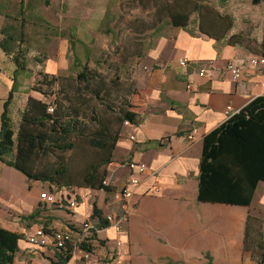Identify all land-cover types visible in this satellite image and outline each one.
Listing matches in <instances>:
<instances>
[{
	"label": "crops",
	"instance_id": "0c3cea01",
	"mask_svg": "<svg viewBox=\"0 0 264 264\" xmlns=\"http://www.w3.org/2000/svg\"><path fill=\"white\" fill-rule=\"evenodd\" d=\"M19 2L0 0V39L1 29L12 23L9 16H15L7 10L17 13ZM60 43L63 50H59L51 73L67 68L68 43L65 38ZM146 59L138 72L137 92L132 97V109L141 119L136 124L124 125L114 149V161L129 157L147 164L146 171L138 175L139 181L132 187L134 210L120 235L121 264H259L251 251H244V233L246 217L254 209L253 198L264 181L257 182L252 200L244 206L199 200L198 175L203 136L228 118L227 105L238 111L254 97L264 95V65L253 67L239 47L199 36L183 27H177L172 37H160ZM180 59H186L187 63L180 65ZM228 59L243 65L236 80L226 68ZM201 68L205 72L199 75ZM36 69L34 65L16 69L0 47V103L11 93L12 105L21 111L29 95L36 97L31 89ZM2 110L3 107L0 115ZM194 128V136L187 138ZM107 168L105 178L110 190L90 189L89 194L87 189L84 199L76 194L75 209H57L60 219L48 218L47 226L79 227L86 217L98 219L91 217L93 206L101 211V217L113 209L112 192L125 183L130 173L125 168L116 170L110 165ZM90 197L92 201L95 199L92 205ZM254 211L260 216L259 209ZM2 227L12 230L5 224ZM116 236L110 227L93 236L91 248L98 264L108 261ZM35 250L51 251L54 258L55 251L51 248ZM66 264L81 263L70 257Z\"/></svg>",
	"mask_w": 264,
	"mask_h": 264
},
{
	"label": "rangeland",
	"instance_id": "374dc122",
	"mask_svg": "<svg viewBox=\"0 0 264 264\" xmlns=\"http://www.w3.org/2000/svg\"><path fill=\"white\" fill-rule=\"evenodd\" d=\"M198 3L201 8L195 10ZM18 7L17 13H14L16 10L7 11L15 15L9 16V21L16 26L24 58L28 65L37 67L41 73L38 79L44 72L49 78L51 74L58 77L51 85L39 83L46 94L36 92V98L49 104V112L54 107V98L62 94V88L75 93L78 86L84 98L79 125L69 137L73 146L65 150L50 146L49 152L36 157L35 169L52 174L59 184H64L63 188L69 194H77L82 199L86 190H90L86 186V176L92 164L105 158L109 152L108 146L100 148L91 144L92 132L102 126L110 135H114L117 129L123 130L126 123L119 120L120 110L126 107V102L133 106L137 75L147 63L148 51L160 37H172L177 27H183L172 25V14L188 12L189 20L183 28L199 36H208L201 31L199 24L209 15L208 18L213 17L217 22L215 30L208 29L211 33L229 26L221 41L239 47L246 57L262 52L264 0H20ZM222 15L228 17L222 18ZM64 38L68 43L67 68L51 73L59 50H63L60 42ZM70 44L81 65L75 63ZM82 64L94 74L93 82L102 87L97 97L90 95L83 81L74 79ZM70 84L74 87H69ZM2 105L0 103V108ZM20 109L11 106L14 139L23 110ZM15 150L16 146L12 157ZM111 153L110 159L114 161V149ZM1 163L0 224L23 235L18 240V251L12 264H51L53 252L28 247L25 235L32 225L47 226L48 218L60 219L57 210L60 208L44 204L39 198L41 192L48 188L52 190L55 184L28 179L21 171ZM60 169L64 171L57 173ZM92 198H89L91 205L95 201ZM104 199L109 197L105 195ZM252 207L259 209V220H264V185L258 187ZM254 209H251L253 217L257 216Z\"/></svg>",
	"mask_w": 264,
	"mask_h": 264
},
{
	"label": "trees",
	"instance_id": "16d2710c",
	"mask_svg": "<svg viewBox=\"0 0 264 264\" xmlns=\"http://www.w3.org/2000/svg\"><path fill=\"white\" fill-rule=\"evenodd\" d=\"M253 1L257 2L258 0ZM199 8L201 5L195 4L194 9L198 10ZM207 16L201 20L199 28L203 33L218 41L225 34V29L231 22L227 24L228 27L211 33L208 29L215 30L217 22L213 17L208 18ZM171 19L173 26L185 27L189 20V13L175 12ZM11 24L8 22L1 29L0 47L13 60L16 69H24L28 63L24 58V50L19 46L20 39L16 36V26ZM20 35L22 36L21 32ZM71 46L70 44V49ZM260 46L261 55L264 56V39ZM72 54L75 63L81 65L73 50ZM39 74L41 73L37 71L31 89L45 95L46 91L41 90L38 84L51 85L58 77L51 74L49 78V74L44 72L38 79ZM94 77L87 66L82 64V69L74 79L83 81L84 87L90 95L97 97L102 91V87L93 82ZM69 87H74V85L70 84ZM76 90L74 93L69 89L62 88L60 97L54 98V107L51 112L48 111L49 104L47 102L29 95L21 111L15 139L11 125L12 94L10 93L3 102V110L0 115V162L21 171L28 179L48 181L55 184L52 186L54 189L63 187L64 184H59V180L52 174L35 169V162L38 155L50 151V146L61 150L73 146L69 137L79 125V115L84 103L78 86H76ZM140 119V115L132 109V105L126 102V107L120 110V122L128 121V123L136 124ZM37 125H40V128ZM121 130L117 129L114 135H110L108 129L102 126L92 132L91 144L100 148L108 146L109 152L105 158L92 164L90 172L87 173L86 186L90 189L110 190V186L102 182L108 172L106 166L108 167L112 162L111 152L115 149ZM14 146H16V150L12 157ZM101 165L104 166L100 170ZM63 171L60 169L57 173ZM259 180L264 181V95L262 94L254 97L203 136V152L198 175V199L246 206L252 200L254 188ZM95 216L99 219L100 224H105L101 217V211L93 206L91 217ZM262 234V220H259V216L253 217L249 214L246 217L244 251H251L252 255L257 257L259 264H264ZM22 237L21 233L0 226V264L13 263L18 251V240ZM66 248L54 252V258H50L51 264H66L69 261L71 257L70 244H67ZM89 249L91 248L89 247Z\"/></svg>",
	"mask_w": 264,
	"mask_h": 264
},
{
	"label": "built area",
	"instance_id": "2783aa9c",
	"mask_svg": "<svg viewBox=\"0 0 264 264\" xmlns=\"http://www.w3.org/2000/svg\"><path fill=\"white\" fill-rule=\"evenodd\" d=\"M247 62L253 67H261L264 65V56L261 54L251 55L248 57ZM186 63V59L179 60V64L182 66ZM226 68L231 72L234 80L239 78L243 72L242 63L231 59L226 61ZM204 72L205 69L201 68L198 74L202 75ZM187 87L192 88L191 84H188ZM235 112L231 110L229 105L226 106L228 117L232 116ZM125 123L128 124V121H125ZM195 130V128L192 129L187 138H192ZM109 165L116 170L125 168L129 171L130 175L124 184L112 192L114 207L102 217L105 224H100L98 219L87 218L79 227L75 228L65 227L55 229L44 225H36L25 235L30 248H51L53 251H56L67 249L66 245L70 244L71 257H76L81 264H98L93 259L91 242L93 236L104 228L110 227L115 231L117 236L114 239V248L109 254L106 264H121L123 239L120 235L124 232V227L134 210L132 187L138 183V175L146 171L147 164L143 161L126 157L112 161ZM102 183L108 185L106 178H104ZM40 199L45 204H52L61 209L74 210L77 206L76 195L69 194L63 187L42 192Z\"/></svg>",
	"mask_w": 264,
	"mask_h": 264
}]
</instances>
